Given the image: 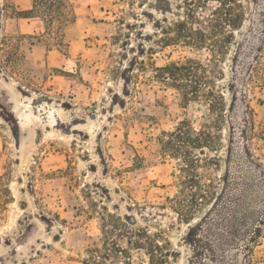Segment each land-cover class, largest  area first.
I'll list each match as a JSON object with an SVG mask.
<instances>
[{
  "label": "rangeland",
  "instance_id": "374dc122",
  "mask_svg": "<svg viewBox=\"0 0 264 264\" xmlns=\"http://www.w3.org/2000/svg\"><path fill=\"white\" fill-rule=\"evenodd\" d=\"M231 1L68 0L47 35L0 0V264H219L190 230L246 176L264 194V0ZM177 128L211 138L163 156Z\"/></svg>",
  "mask_w": 264,
  "mask_h": 264
},
{
  "label": "trees",
  "instance_id": "16d2710c",
  "mask_svg": "<svg viewBox=\"0 0 264 264\" xmlns=\"http://www.w3.org/2000/svg\"><path fill=\"white\" fill-rule=\"evenodd\" d=\"M226 1L228 4L224 3L225 7L223 8L232 10V5L235 3L231 0ZM16 16L18 19H40L47 35L59 34L75 20L68 0H32L30 9L18 10ZM230 20L228 22H232ZM54 29L57 30L56 33L53 32ZM21 38H25V36L22 35ZM7 66L10 67V65ZM253 72L257 77V81L255 80L253 83L256 84L260 80L264 83V63L259 64ZM209 133L210 131L206 133L199 131L191 139L182 129L177 128L168 133L169 139L163 143L162 155L175 157L180 154V144H175L174 139H179L183 144L201 145V142L210 140ZM186 152L188 153V151ZM188 162V159H184V166L178 169L177 188L184 187L189 182L194 183V179L198 177L193 172L197 162H192L195 165L191 167H188ZM237 179H241V177H237ZM244 180L245 182L239 189L227 187L224 190L225 187L221 191L213 201L211 212L202 219L197 227L190 230L187 238L193 240L195 236L205 242L213 257L217 259L215 263L261 264L263 261L262 257L258 255L257 248L262 246L264 240V200H262L264 194L255 189L254 181L256 179L246 176ZM189 196L190 198H186V202L199 208L200 202L196 200V195L191 193ZM174 204L184 207L183 204L176 201Z\"/></svg>",
  "mask_w": 264,
  "mask_h": 264
}]
</instances>
